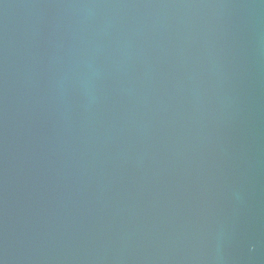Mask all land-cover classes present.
Returning a JSON list of instances; mask_svg holds the SVG:
<instances>
[{
  "label": "water",
  "instance_id": "obj_1",
  "mask_svg": "<svg viewBox=\"0 0 264 264\" xmlns=\"http://www.w3.org/2000/svg\"><path fill=\"white\" fill-rule=\"evenodd\" d=\"M0 264H264V0H0Z\"/></svg>",
  "mask_w": 264,
  "mask_h": 264
}]
</instances>
